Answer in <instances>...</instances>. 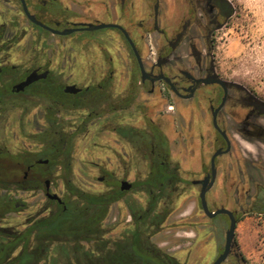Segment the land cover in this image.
Returning <instances> with one entry per match:
<instances>
[{"label": "flooded vegetation", "instance_id": "1", "mask_svg": "<svg viewBox=\"0 0 264 264\" xmlns=\"http://www.w3.org/2000/svg\"><path fill=\"white\" fill-rule=\"evenodd\" d=\"M4 1L16 6L29 25L45 33L62 39L73 38L81 33L61 36L44 30L29 20L21 0ZM25 3L29 13L36 20L55 31L79 28V24L116 26L75 38L71 47H80L84 56L77 60V64L73 63L72 58L64 57L59 70L56 57L45 61L36 60L32 65L25 67L8 64L6 59H0V104L4 103V98L16 106L28 107L35 101L39 102L45 123V130L33 136L40 145V150L12 154L0 148V159L3 157L4 162L13 166L11 171L8 170L9 174L5 172L8 176H15L23 171L21 181H27L32 176L50 177L42 179V183L32 190H24H39L48 200V212H42L33 220L49 216L56 205L65 207L67 190L64 178L69 177L71 172L68 148L70 141L97 123H104L102 120L110 115L118 118L121 114L125 116L126 113L133 112L139 93L162 97L169 95L175 104L192 102L193 111L190 116L195 127L199 130L209 127L213 132L211 143L215 148L214 153L209 159V164H201L203 177L192 181L193 185L199 187L200 206L202 184L199 182L211 176L212 158L218 150L224 152L230 143V151L219 157L232 151L235 136L233 131L243 139L264 145V102L224 81L217 73L213 56L214 38L215 33L225 25V21L233 13L227 0H25ZM73 6L79 7L80 10ZM7 30V22H0V43L4 41V33ZM92 49L96 51V55L92 54ZM74 64L78 65L76 69ZM77 70L79 72L75 77L73 71ZM215 80L224 81V86ZM167 111L175 112L176 107H168ZM74 112H82L79 130L65 132V122L61 116L63 113L68 116ZM181 118L186 119L183 113ZM129 119L131 120L130 117ZM131 121L113 126L112 132L118 136L116 142L124 141L141 153L140 162L146 166L145 177L130 182L126 178L116 177L114 172L104 171L106 176L99 181L105 184L106 190L91 193H106L111 189L109 184L114 182L123 197L112 205L124 202L134 222L130 209L133 202L131 193L138 187L142 188L146 195L145 207L148 205L149 195L143 184L152 173L153 159L156 156L152 128H155L168 144L167 163L182 179L183 177L179 163L172 160L173 139L176 134L168 126H163L153 119L148 120L144 128H136ZM110 126L106 124L102 127ZM199 139L201 141L204 136L200 134ZM147 143L150 145L147 146ZM58 144L61 147L58 148ZM13 156H18L19 160L13 159ZM219 157L215 159L217 176ZM57 174L65 176L62 178L66 191L64 196L52 192L53 176ZM72 182L74 183L73 180ZM182 184L184 183H179ZM214 186L206 196L208 208L212 212L208 196ZM261 190L264 188H260L253 210H257ZM48 194L57 195L61 201L50 199ZM172 212L173 210L170 214ZM232 212L238 224V212ZM220 216L230 224L226 215L212 219L207 217L215 220ZM231 256L239 257L233 246L229 257Z\"/></svg>", "mask_w": 264, "mask_h": 264}, {"label": "rangeland", "instance_id": "2", "mask_svg": "<svg viewBox=\"0 0 264 264\" xmlns=\"http://www.w3.org/2000/svg\"><path fill=\"white\" fill-rule=\"evenodd\" d=\"M227 1L233 13L214 38L213 56L217 73L224 81L264 102V0ZM73 8L80 10L77 6ZM0 22H7L8 27L4 41L0 43V59L22 67L50 57L57 58V70L64 57L72 58L77 64L84 53L80 47L72 48L71 43L75 38L93 33L81 32L73 38L64 39L55 37L33 28L16 6L4 0H0ZM92 54L97 53L92 49ZM73 66L76 69L78 65ZM77 72L79 70L73 71L75 77ZM3 100L4 103L0 104V148L12 154L40 150V145L33 138L45 130L39 102L35 101L27 107L12 105L7 98ZM168 107H176V111H167ZM192 111V102L175 104L169 95L162 97L139 93L133 112L125 116L121 114L118 118L110 115L102 120L104 123H97L70 141L69 178L78 187L90 192L106 190L105 184L99 181L106 176L104 171L114 172L116 177L130 182L143 179L146 166L140 162L141 153L124 141L116 142L118 136L112 132L113 126L132 120L136 128H144L150 119L168 126L176 134L172 160L179 163L187 183L179 185L173 212L162 228L153 234L152 241L183 264H213L224 248L229 223L223 216L211 220L204 214L199 202V187L192 184V181L203 177L201 164H209L215 150L211 143L213 132L209 127L196 128L190 116ZM182 113L185 120L181 118ZM81 114H62L65 132L79 130ZM106 124L111 126L102 127ZM234 133L232 151L218 158V176L208 201L213 211L226 207L239 215L233 242V249L239 257L231 256L223 264H264V210H253L258 192L264 188V145ZM200 134L204 136L201 141ZM12 168L9 162L0 165V169L8 174ZM22 176L23 171L7 177L10 180L7 183L9 195L19 207L3 221L5 226L18 230L25 229L27 223L42 212H48L46 208L49 207L43 192L19 189ZM64 177L60 174L53 176L52 192L60 196L66 192ZM0 194L8 193L0 190ZM130 196L133 201L146 206L142 188L138 187ZM103 226L111 239H120L135 228L124 202L112 205Z\"/></svg>", "mask_w": 264, "mask_h": 264}, {"label": "trees", "instance_id": "3", "mask_svg": "<svg viewBox=\"0 0 264 264\" xmlns=\"http://www.w3.org/2000/svg\"><path fill=\"white\" fill-rule=\"evenodd\" d=\"M152 129L156 156L152 173L143 184L149 195L148 205L143 207L136 201L130 204L135 228L120 239L108 238L103 226L110 206L123 197L114 182L109 184V191L97 194L80 189L66 177L65 207L56 205L49 216L30 220L23 230L5 226L3 221L18 208L9 195L8 175L0 169V190L8 193L0 194V264H183L152 241L153 234L162 228L173 210L177 186L187 183L167 163L168 144ZM55 157L52 159L56 160ZM12 158L19 160L18 156ZM3 162L2 157L0 165ZM45 178L50 177L22 180L19 189L32 190ZM256 208L264 210V190Z\"/></svg>", "mask_w": 264, "mask_h": 264}, {"label": "water", "instance_id": "4", "mask_svg": "<svg viewBox=\"0 0 264 264\" xmlns=\"http://www.w3.org/2000/svg\"><path fill=\"white\" fill-rule=\"evenodd\" d=\"M21 1L23 4V7H24V12L32 23L43 28L44 30H47L49 32H52L54 34H58L61 36H68V35H71L75 32L96 31V30H101V29H105V28L116 27L115 25H109V24H79V26H80L79 28L69 29V30H65L62 32L55 31V30L45 26L44 24H42L38 20H36V18L29 13L28 8H27L26 3H25V0H21ZM144 77H145V75H144ZM215 82L224 86V81H222V80H215ZM229 151H230V143H228V148L224 152H222L221 150H218L214 154V156L212 158V162H211L212 163V165H211L212 166L211 176L209 178H207L206 180L199 182L202 184V189H201V193H200V200H201V206L203 208L204 213L211 219L215 218L219 215H226L230 219V224H229L228 230L226 232L224 250L219 255V257L216 259V261L213 264H223L228 259L230 252H231V249H232V246H233L236 227H237V220H236L235 215L232 211H230L226 208H221V209H218V210L212 212L208 208V203H207V199H206L207 193L212 189V187L214 186V184L216 182V178H217L215 159L222 154L228 153ZM125 184L126 183H124V185ZM47 185H49V182H47ZM48 197L50 199H53V200L61 201L57 195L48 194Z\"/></svg>", "mask_w": 264, "mask_h": 264}]
</instances>
